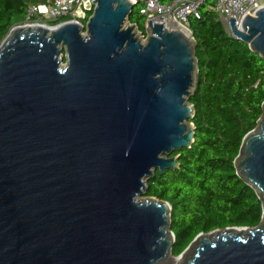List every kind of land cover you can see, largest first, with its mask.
I'll return each instance as SVG.
<instances>
[{
	"label": "water",
	"instance_id": "water-1",
	"mask_svg": "<svg viewBox=\"0 0 264 264\" xmlns=\"http://www.w3.org/2000/svg\"><path fill=\"white\" fill-rule=\"evenodd\" d=\"M92 1L84 25L16 24L0 41V264H264V101L233 161L259 223L199 232L172 255L170 205L145 179L194 140L196 42L173 17L147 20L142 41L124 23L134 2ZM234 19L264 59V5Z\"/></svg>",
	"mask_w": 264,
	"mask_h": 264
},
{
	"label": "trees",
	"instance_id": "trees-1",
	"mask_svg": "<svg viewBox=\"0 0 264 264\" xmlns=\"http://www.w3.org/2000/svg\"><path fill=\"white\" fill-rule=\"evenodd\" d=\"M167 2L169 0H160ZM48 0H0V41L21 22L30 4ZM207 0L199 18L189 20L196 42L197 85L193 105L194 140L179 151V167L145 179V195L168 202L171 254L178 255L199 232L256 226L262 205L255 190L236 174L234 158L243 136L257 124L264 101V59L230 35ZM135 4L129 23L144 31L145 16ZM92 10L82 19L84 24ZM55 20L49 24H56ZM176 153V152H173Z\"/></svg>",
	"mask_w": 264,
	"mask_h": 264
},
{
	"label": "built area",
	"instance_id": "built-area-1",
	"mask_svg": "<svg viewBox=\"0 0 264 264\" xmlns=\"http://www.w3.org/2000/svg\"><path fill=\"white\" fill-rule=\"evenodd\" d=\"M140 4L139 12L145 16L144 31L137 30V34L144 41L148 35L147 20L167 23L173 17L180 25L189 29V20L199 18L200 8L207 0H131ZM95 3L92 0H48L47 3L30 4L18 25L49 24L55 20H74L82 23L88 10H92ZM264 5V0H212L213 9L226 27L230 35L229 18H235V25L239 28L243 15L252 9ZM89 17V16H88ZM86 22V21H85Z\"/></svg>",
	"mask_w": 264,
	"mask_h": 264
},
{
	"label": "rangeland",
	"instance_id": "rangeland-1",
	"mask_svg": "<svg viewBox=\"0 0 264 264\" xmlns=\"http://www.w3.org/2000/svg\"><path fill=\"white\" fill-rule=\"evenodd\" d=\"M221 19H222V18H221ZM124 23H125V24H128L127 19L125 20ZM224 26H225V25H224ZM142 198H144V196H140V197H139V199H142ZM188 252H190V249H188L187 251H185V253H183V256H181L180 259H178L177 262H184V259L186 258ZM171 261H173V260H171Z\"/></svg>",
	"mask_w": 264,
	"mask_h": 264
},
{
	"label": "bare ground",
	"instance_id": "bare-ground-1",
	"mask_svg": "<svg viewBox=\"0 0 264 264\" xmlns=\"http://www.w3.org/2000/svg\"><path fill=\"white\" fill-rule=\"evenodd\" d=\"M237 230H241V228H238ZM210 233H212V232H210ZM178 259H180V257H175V256H171V255L167 256V260H169L170 262H171V260H173L174 261L173 263L177 262Z\"/></svg>",
	"mask_w": 264,
	"mask_h": 264
}]
</instances>
